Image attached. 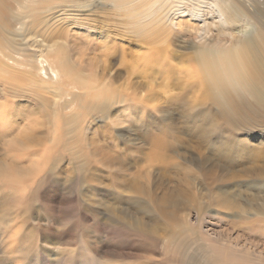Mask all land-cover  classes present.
Returning a JSON list of instances; mask_svg holds the SVG:
<instances>
[{"label": "rangeland", "instance_id": "obj_1", "mask_svg": "<svg viewBox=\"0 0 264 264\" xmlns=\"http://www.w3.org/2000/svg\"><path fill=\"white\" fill-rule=\"evenodd\" d=\"M18 1L0 0V43L9 44L10 35L20 38L15 45L17 52L28 54L30 63L36 64L46 50L42 52L32 44L34 28L47 42L52 41L51 30L63 29L65 39L74 36L79 45L88 44L77 70L90 72L97 85L91 94L106 110L95 111L90 117L83 113L96 134L81 132L82 143H75L84 156L81 163L71 159L67 143H52L47 164L42 152L47 143H23L19 147L37 146L40 156L38 153L30 163L33 172L29 167L18 171L14 165L9 179H0V264H28L35 259L38 264H155L163 252V238L153 246L151 239L133 225H153L162 237L161 229L169 221L177 228L187 225L184 236L195 240L188 248L168 245L170 253L180 258L174 264H185L184 253L194 252L210 260L212 252L202 247L206 245L200 243L201 236L215 238L221 230L233 238L235 231L228 232L231 222L255 218L264 208V188L255 178L258 165H264V153L257 152L260 146L264 149V143H220L210 131L213 128H209L205 112L191 107L196 99L188 83L193 76L188 63L167 58L163 67L147 63L144 53H156L160 43L154 38L145 42L129 26H122L125 11L115 8L112 0H89L85 7L82 0H34V6L43 10L30 26L28 18L20 23L10 17V11L20 8ZM212 1L166 0L149 10L153 19L170 29L177 52L185 53L189 47L179 44L187 42L196 47L205 39L219 37L218 30L228 32L221 36L226 45L233 39L230 26L222 22L224 16L215 11ZM245 1L248 4L252 0ZM166 4L176 6L166 8ZM26 10L32 11L30 7ZM81 16L86 20H80ZM179 20L191 21L198 33L184 32L188 27L176 25ZM246 20L245 16L243 22ZM83 25L92 34L81 32ZM96 37L105 48L112 41V47L118 46L126 54L118 62L123 67H113L111 58L96 46ZM73 47L65 51V62L72 64ZM89 57L98 61L92 70L86 69ZM51 85L54 89L60 86ZM30 86L34 92L23 88L16 96L8 93L6 101L25 114H38L42 107L37 99L45 95ZM119 88L123 98L116 97ZM66 90L72 91L69 83H63V92ZM119 97L123 103L128 98L131 111L125 109L126 120L113 123L104 116L111 114L112 119L121 114ZM39 117H44L42 111ZM28 122L33 124L29 117L18 127ZM258 137L264 139V129ZM3 141L0 159L4 157ZM44 165L45 174H41L37 169ZM214 228L216 234L212 233ZM244 247L261 250L259 243Z\"/></svg>", "mask_w": 264, "mask_h": 264}, {"label": "bare ground", "instance_id": "obj_2", "mask_svg": "<svg viewBox=\"0 0 264 264\" xmlns=\"http://www.w3.org/2000/svg\"><path fill=\"white\" fill-rule=\"evenodd\" d=\"M69 1L75 2V0ZM88 1L82 0L81 5L85 7ZM112 1L115 8L125 11V14H121V19H125L122 21V26H129V30L135 32L140 38L143 36L146 39L145 42L154 38L155 42L160 43L156 47V53H144L147 63L155 62L156 65L153 67H163L165 66L163 61L166 58L169 61L177 59L188 63L193 73L188 83L196 99L191 107L205 112L206 122L209 128H213L209 130L214 132V136L220 140V143H264V139L258 137V134L262 132L259 125L264 121V0H252L248 4L245 0H213L212 5L215 11L224 16L222 22L230 26L229 31H231L233 39L226 45L221 36L228 34V32L225 29L218 30L219 37L211 40L205 39L203 40L204 43L196 47L187 42L179 44L182 47H189V50L185 53L177 52L178 50L174 47L176 45L174 39L169 37L168 32H170V29L162 26L157 18L153 19V15L149 10L158 2L166 0ZM25 2H28V5ZM33 2L34 0L18 1L17 7L19 5L20 8H15L16 12L10 11V17L13 18L14 16V19L20 23L28 18L30 26L31 23H34L35 15L43 10V7L34 6ZM164 6L174 8L176 5L174 7L169 6V4ZM28 7L32 9L31 12L26 10ZM245 16L247 20L243 22ZM83 19L86 20V17L81 16L80 20L83 21ZM127 19L129 20L127 21ZM181 23L188 27L184 32H189V30L199 31L198 27L191 24V21L179 20L176 25L179 26ZM231 24H235L234 27ZM84 25L92 29L89 23ZM84 25L81 32L92 34L84 28ZM29 26L28 31L31 30H29ZM32 27L34 26L30 28ZM58 30L59 32L55 29L51 30V42L40 38L35 33V28L30 34L33 38L32 44L39 47L42 52L46 50L45 53L40 54L43 55V58L39 60V64L34 61L30 63L28 54L17 52L15 45L20 38H16L12 31L13 36L10 35L12 40L9 41V44L3 45L0 43V89L6 93L4 100L0 101V105L6 103L9 106L6 101L8 93L16 96L23 88L34 92L30 86L31 84L42 90L45 95V97H37V102L42 107L39 113L42 111L44 117L40 118L39 113L35 114L28 111L24 117L25 119L30 117L33 124L30 125L28 122L21 127H17L16 135L20 137L17 141L18 146L12 147L6 145L5 141L2 142L5 149L2 152L4 157L0 159V179H3L5 175L8 176L14 165L18 168V171H25L29 167L33 172L30 163L38 153V156H40V152L37 151V146L35 148L32 146L19 148L20 146L23 147V143H27V145L28 143H47L46 149L44 148L45 150L42 151L45 152V164H47V160L49 161L47 157H51L47 155L51 152L47 151L51 148L53 142L67 143L68 148L70 147L68 154H71V159L78 163L83 162V153L81 154V149L75 143H82L81 132L90 131L91 134H96V129L91 127L92 123L84 120L83 113L91 116V113L95 111L106 110L103 108L104 106H100L103 103L95 99V94H91L97 85L90 77V72L77 70L76 65L82 64L83 56L81 54L85 49L84 46H88V44L79 45L74 40V36H71V39H65L66 34H63V29ZM238 31L241 32L240 35H236ZM84 36L86 35L84 34ZM95 40L96 46L104 52L106 48L100 43L101 38L96 37ZM70 43L72 45H69ZM72 46H74V64L65 62V51ZM63 54L65 56L62 57ZM97 62L96 59L89 57L86 69H94ZM25 69H29V71L26 72ZM52 83H59L60 86L54 89ZM63 83H69L72 91L66 90L63 92ZM50 90L54 91L55 94L49 96L48 91ZM121 91L119 88L116 97L119 95L123 98ZM122 98H120L122 101L121 114H115L112 119L110 118L111 114H105V116L103 114L102 117L104 116L113 123L125 121V109L127 112H130L131 109L128 98L124 103ZM85 121L87 125H84ZM66 134L67 138H64ZM32 152L36 154L32 155ZM257 152L264 153L263 147L260 146ZM256 159H258V156ZM258 166L255 178H257L258 185L264 188V165L260 166L259 164ZM44 169L45 165L37 170L43 174ZM15 178L16 175L13 176V180ZM256 214L255 218L242 222L230 221L229 226L231 229L227 230L228 232L235 231L233 238L226 231L221 230L215 238L201 236L202 242L200 243L206 245L202 247L212 252V258L210 260L205 257L200 258L194 252L193 254L184 253L185 264H264V208L257 211ZM169 222H165L166 225L164 224L161 229V231L163 230L162 237L156 233L158 229L153 225L148 227L149 225L144 222L133 225L134 229L151 239V245L153 246H157L159 238H163L161 242L163 252L161 258L155 264H174L180 259L177 253H170L169 248L171 245L168 246L169 244H181L183 247L188 248L195 243L194 238L184 236V232L189 229L187 225L184 224L177 228V224L173 225ZM215 229L212 230L214 234H216ZM190 230L192 231V229ZM241 241L243 243L240 246ZM247 243L252 246L259 243L261 250L253 249V251H250L249 247H244ZM164 247L166 248L164 249ZM28 264L38 263L35 259Z\"/></svg>", "mask_w": 264, "mask_h": 264}, {"label": "snow or ice", "instance_id": "obj_3", "mask_svg": "<svg viewBox=\"0 0 264 264\" xmlns=\"http://www.w3.org/2000/svg\"><path fill=\"white\" fill-rule=\"evenodd\" d=\"M177 41L180 39L179 36L176 37ZM112 41L108 42V47L104 50V55L111 58V63L113 67L119 65L118 62L126 56L122 53L121 49L117 47H112ZM117 44L119 41L116 42ZM5 91L0 89V101H3L5 98ZM203 115V114H201ZM25 113L16 108H10L8 104L0 105V140H4L6 145L17 147V141L20 139L16 135L17 127L23 122ZM260 129H264V121L259 125ZM35 152H32V155H35ZM6 180L9 179L7 175L4 177Z\"/></svg>", "mask_w": 264, "mask_h": 264}]
</instances>
